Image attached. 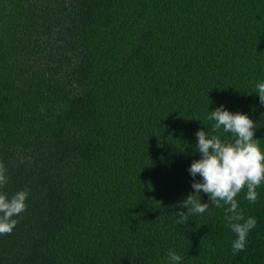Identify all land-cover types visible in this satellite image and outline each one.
<instances>
[{"label": "trees", "instance_id": "16d2710c", "mask_svg": "<svg viewBox=\"0 0 264 264\" xmlns=\"http://www.w3.org/2000/svg\"><path fill=\"white\" fill-rule=\"evenodd\" d=\"M262 79L264 0H0V190L29 192L0 264H264V183L237 253L223 208L175 207L209 110L264 150Z\"/></svg>", "mask_w": 264, "mask_h": 264}, {"label": "clouds", "instance_id": "9594fccd", "mask_svg": "<svg viewBox=\"0 0 264 264\" xmlns=\"http://www.w3.org/2000/svg\"><path fill=\"white\" fill-rule=\"evenodd\" d=\"M259 103L264 105V79L254 85ZM207 120L211 128L195 132L194 151L199 158L193 159L187 169L191 177L192 192L176 202L177 224H184L189 216L202 215L213 204L223 208L227 226L235 233L231 247L233 253L242 251L246 238L256 225L255 217H245L238 210L237 194L245 189L244 199L255 203L256 189L264 183V150L254 139L256 129L253 119L241 111L232 112L223 104L209 110ZM224 133L230 134L222 138ZM6 167L0 163V189L8 182ZM199 177V179H197ZM207 195L201 202L200 193ZM27 189H20L9 196L0 190V235L11 233L18 217L26 208ZM186 209V211L184 210ZM167 264H181L182 255L172 248L166 254Z\"/></svg>", "mask_w": 264, "mask_h": 264}]
</instances>
